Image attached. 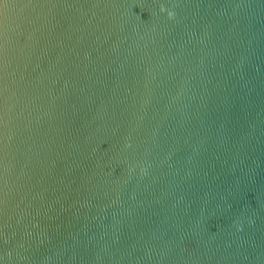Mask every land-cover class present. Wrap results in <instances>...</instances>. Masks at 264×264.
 Returning <instances> with one entry per match:
<instances>
[{
	"label": "water",
	"instance_id": "95a60500",
	"mask_svg": "<svg viewBox=\"0 0 264 264\" xmlns=\"http://www.w3.org/2000/svg\"><path fill=\"white\" fill-rule=\"evenodd\" d=\"M0 264H264V0H0Z\"/></svg>",
	"mask_w": 264,
	"mask_h": 264
}]
</instances>
